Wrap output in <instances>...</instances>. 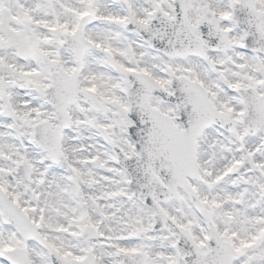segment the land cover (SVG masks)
Wrapping results in <instances>:
<instances>
[{
    "label": "snow or ice",
    "instance_id": "obj_1",
    "mask_svg": "<svg viewBox=\"0 0 264 264\" xmlns=\"http://www.w3.org/2000/svg\"><path fill=\"white\" fill-rule=\"evenodd\" d=\"M0 264H264V0H0Z\"/></svg>",
    "mask_w": 264,
    "mask_h": 264
}]
</instances>
